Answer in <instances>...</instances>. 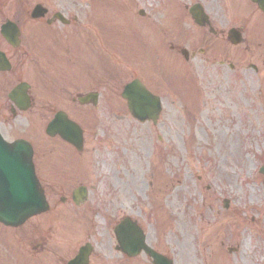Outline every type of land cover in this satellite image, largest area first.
<instances>
[{
  "label": "rangeland",
  "instance_id": "rangeland-1",
  "mask_svg": "<svg viewBox=\"0 0 264 264\" xmlns=\"http://www.w3.org/2000/svg\"><path fill=\"white\" fill-rule=\"evenodd\" d=\"M41 1L56 8L67 4L69 16L92 14L79 35L62 27L67 31L36 41L59 47L44 58L54 72L74 68V57L84 59L94 84L83 82L78 91L91 84L117 100L89 120L95 126L88 141L124 147L127 173L135 177L130 190L145 191L151 182L157 195L170 201L177 264H264V173L259 172L264 167V34L242 45L249 56L241 65L250 62L256 72L243 66L238 75L213 60L196 62L192 70L162 48L160 32L149 28V7L137 0H76L75 7L73 0ZM16 3L0 1V23L11 17ZM140 8L144 17L137 14ZM38 69L31 62L27 72L36 75L27 73L28 79L38 80ZM162 76L178 80L171 87ZM135 77L161 97L155 126L133 120L120 98L123 85Z\"/></svg>",
  "mask_w": 264,
  "mask_h": 264
},
{
  "label": "flooded vegetation",
  "instance_id": "flooded-vegetation-1",
  "mask_svg": "<svg viewBox=\"0 0 264 264\" xmlns=\"http://www.w3.org/2000/svg\"><path fill=\"white\" fill-rule=\"evenodd\" d=\"M0 1L6 4L9 0ZM72 3L75 7L77 1ZM137 3L149 7V28L160 32L164 48L182 64L194 68L195 61L201 66V62L215 60L219 67L238 75L243 66L252 68L250 62L241 65L249 56L248 47L242 43L264 34V12L253 0ZM45 8L44 16L31 19L29 1L20 2L10 17L19 28V44L12 46L0 36V51L11 65L9 71H0V134L9 142H29L38 188L47 204L43 212L26 218L21 225L0 223V264H177L170 201L165 196L160 198L151 182L145 191L130 190L129 183H134L135 177L127 173L124 147L87 141L88 119L99 105L107 107L109 100L101 95L95 103L78 101L94 91L90 84L84 93H78L79 85L90 80L84 59L74 57V68L54 72L44 58L59 47L36 41L37 37L46 39L67 31L62 27H72L68 32L79 35L87 30L92 14L69 16V7L63 3L59 8L53 3ZM57 12L66 20L55 18ZM158 16L161 21L157 24ZM7 19L5 16L2 21ZM231 31L240 33L241 44L230 42ZM31 62L39 67L38 80H31L36 74L27 72ZM27 73L30 107L23 110L9 93L28 78ZM57 111L80 122V147L42 132ZM82 248L84 253L76 260Z\"/></svg>",
  "mask_w": 264,
  "mask_h": 264
},
{
  "label": "water",
  "instance_id": "water-1",
  "mask_svg": "<svg viewBox=\"0 0 264 264\" xmlns=\"http://www.w3.org/2000/svg\"><path fill=\"white\" fill-rule=\"evenodd\" d=\"M258 2L264 10V0ZM38 14H41L39 7H35L33 16ZM0 30L14 44L16 25L8 21ZM22 85L15 88L12 95L22 92ZM121 95L127 101L128 110L134 118L140 121L152 120L155 123L160 112L159 99L139 80L127 83ZM46 131L49 135L58 133L72 143L81 141L77 125L67 120L62 113L56 114ZM21 152L19 144H8L0 137V222L4 224L17 225L28 215L43 209L42 197L33 177L30 154L22 155ZM262 172L264 173V169ZM224 203L226 205L227 201Z\"/></svg>",
  "mask_w": 264,
  "mask_h": 264
}]
</instances>
